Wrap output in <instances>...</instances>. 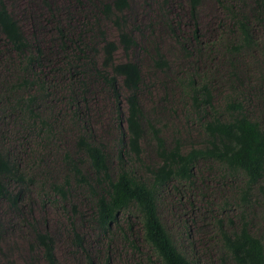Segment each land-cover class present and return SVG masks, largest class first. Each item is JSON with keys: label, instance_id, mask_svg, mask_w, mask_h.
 Returning <instances> with one entry per match:
<instances>
[{"label": "rangeland", "instance_id": "obj_1", "mask_svg": "<svg viewBox=\"0 0 264 264\" xmlns=\"http://www.w3.org/2000/svg\"><path fill=\"white\" fill-rule=\"evenodd\" d=\"M3 1L24 35L41 44L45 69L36 70L37 78L44 81L43 88H38L36 82L33 86H19L18 76L27 81L33 78L18 74L17 63L0 33V142L32 180L26 197L19 203L23 218L0 199V264L32 261L45 264L40 250L30 245L33 227L52 235L59 264H87L88 255L94 264H158L151 250L139 239L140 222L133 208L120 215L118 225H111L109 231L100 233L90 219V204L81 188L72 187L75 185L72 182L65 199L57 196L52 188L64 179L62 157L64 152L74 153L80 125L86 126L95 139L115 152L119 121L113 96L96 80L83 77L89 91L85 100H81L78 88L70 81L69 66L55 55L57 42L51 34L50 19L62 21L72 32H80L81 40L86 42L90 32L85 31L91 24L80 16L86 10L80 8L78 0ZM226 7L245 15L253 32L251 44L234 53L228 49L238 37ZM254 7V0H201L196 16L190 18L186 0H129V22L132 23L129 28L135 27L137 44L128 54L118 44L113 53L114 62L131 58L139 64L142 123L150 119L153 125L159 126L167 146H172V137L180 140L183 150L202 143V131L189 110V99L184 92L190 74H208L214 87V101L221 108L224 97L239 92L248 116L264 120V12L256 19ZM167 23L178 32L176 36L167 28ZM101 24L104 37L118 43L115 27L106 20ZM94 40L89 44L93 49L88 56L100 60L104 38ZM157 53L168 60L165 72L156 69L152 61ZM29 95L34 97L29 104L36 117L32 119L28 110L17 112L18 100ZM75 108L80 110L79 115L72 118ZM123 113L122 106L121 116ZM41 119L50 128L48 133L39 127ZM120 123L123 126L122 120ZM141 147L142 158L134 164L139 173L147 165L158 163L149 132L144 134ZM80 164L86 167L84 159ZM224 173L218 164L199 162L192 183L170 182L159 195L161 220L179 248L187 251L198 264H233L228 258H219L220 235L216 221L222 219L223 227L229 231L239 225L238 211L243 208L239 207L238 195L244 180L240 175L232 179L224 177ZM259 185L251 190L252 209L246 219L251 232L264 244V181ZM73 208L78 215L72 213ZM72 231L82 234L84 248L72 243Z\"/></svg>", "mask_w": 264, "mask_h": 264}, {"label": "trees", "instance_id": "obj_2", "mask_svg": "<svg viewBox=\"0 0 264 264\" xmlns=\"http://www.w3.org/2000/svg\"><path fill=\"white\" fill-rule=\"evenodd\" d=\"M78 1L80 8L86 10V14L80 16L91 24L90 29L85 31L90 32L88 39L83 42L80 32H72L62 21L51 18L47 13L51 18V34L56 37L57 42L55 55L69 66L70 81L78 88L81 100H85L84 96L89 91L83 77L96 80L110 92L114 108L118 111V134L115 152H112L95 139L86 126L80 125L75 135L74 153L67 151L63 154L64 179L52 185L54 193L65 199L72 182L75 184L72 187L81 188L83 197L86 195L90 204V219L100 233L109 231L111 225H118L120 215L133 208L140 222L139 239L151 250L158 264H198L195 258L188 256L187 251L179 248L174 236L161 220L158 199L162 188L170 182L179 181L187 185L192 183L199 162L218 164L225 172L224 177L232 179L235 175H240L244 180V187L239 188L238 195L239 207L243 208L238 211L239 225L229 231L223 227L222 219L216 221L217 233L220 235L219 258H228L233 264H264V244L251 232L246 219V214L252 209L251 190L264 181V120L248 116L240 101L239 92L224 97V106L221 108L214 101V87L208 74H190L184 92L189 99V110L196 116L202 131V143L183 150L180 140L172 137V146H167L159 126L153 125L150 119L142 123L143 112L139 98L142 72L139 64L131 58L114 62L113 53L118 44L125 54L137 44V37L133 33L135 27L132 30L129 28L132 25L129 22V0ZM200 2L201 0H186L190 18L196 16ZM254 3V17L259 19L264 12V0H254ZM226 10L238 37L237 41H231L228 49L230 53H234L242 46L251 44L253 32L245 15L235 13L230 7H226ZM102 20L115 27L118 43L104 37ZM166 26L174 36L177 35L178 32L171 24L167 23ZM0 33L17 63L18 74L33 78L32 81H27L18 76L21 80L19 86H33L36 82L38 88H43L44 81L36 76L37 69H45L41 44L37 45L35 40L24 35L3 0H0ZM193 37L198 39L196 35ZM95 38L99 41L104 38L100 60L93 55L88 56L93 49L89 44L95 42ZM182 50L186 52L183 45ZM152 61L156 69L167 71L168 60L161 54L157 53ZM231 89L235 87L232 86ZM33 99L30 95L21 97L16 103L17 112L28 110L29 118H36L32 108H29ZM122 106L124 113L121 116ZM79 109L72 110V118L75 115L78 117ZM38 124L47 133L50 131L42 119ZM146 132L150 133L153 140L158 163L147 165L143 173H139L134 164L142 158L141 141ZM83 159L86 161L85 168L80 164ZM31 181L10 151L4 149L3 142H0V199L6 201L8 208L20 219L23 218V209H20L19 203L26 197ZM259 189L262 191L263 187L259 185ZM71 211L74 215L77 213L76 208ZM32 230L30 245L33 244L40 250L44 263L59 264L54 253L52 235L47 230H37L35 227ZM71 240L76 247L84 248V239L79 231H72ZM147 259L150 257L147 256ZM29 264L37 263L32 261ZM87 264H94L89 255Z\"/></svg>", "mask_w": 264, "mask_h": 264}]
</instances>
